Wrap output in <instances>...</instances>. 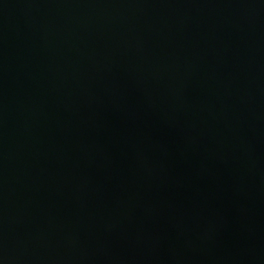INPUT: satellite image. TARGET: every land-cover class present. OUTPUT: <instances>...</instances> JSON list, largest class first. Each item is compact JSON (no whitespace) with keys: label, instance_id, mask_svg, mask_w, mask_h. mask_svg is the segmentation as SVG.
I'll use <instances>...</instances> for the list:
<instances>
[{"label":"water","instance_id":"water-1","mask_svg":"<svg viewBox=\"0 0 264 264\" xmlns=\"http://www.w3.org/2000/svg\"><path fill=\"white\" fill-rule=\"evenodd\" d=\"M0 264H264V0H0Z\"/></svg>","mask_w":264,"mask_h":264}]
</instances>
